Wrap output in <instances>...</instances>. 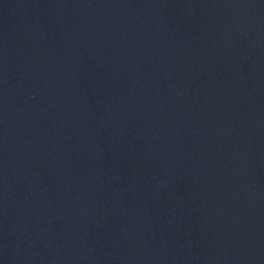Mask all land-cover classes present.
<instances>
[{
    "label": "water",
    "instance_id": "95a60500",
    "mask_svg": "<svg viewBox=\"0 0 264 264\" xmlns=\"http://www.w3.org/2000/svg\"><path fill=\"white\" fill-rule=\"evenodd\" d=\"M0 264H264V0H0Z\"/></svg>",
    "mask_w": 264,
    "mask_h": 264
}]
</instances>
